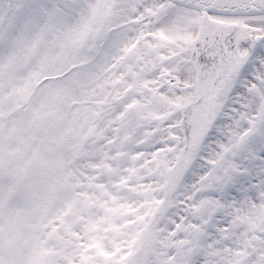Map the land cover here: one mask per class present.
Segmentation results:
<instances>
[{
  "label": "snow or ice",
  "instance_id": "snow-or-ice-1",
  "mask_svg": "<svg viewBox=\"0 0 264 264\" xmlns=\"http://www.w3.org/2000/svg\"><path fill=\"white\" fill-rule=\"evenodd\" d=\"M0 264H264V0H0Z\"/></svg>",
  "mask_w": 264,
  "mask_h": 264
}]
</instances>
